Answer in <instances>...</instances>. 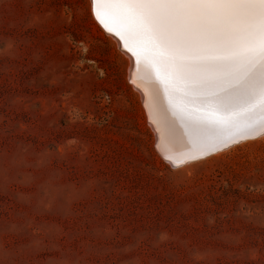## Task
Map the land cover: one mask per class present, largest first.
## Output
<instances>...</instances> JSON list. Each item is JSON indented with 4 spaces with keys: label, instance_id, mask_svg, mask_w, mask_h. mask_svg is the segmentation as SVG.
Here are the masks:
<instances>
[{
    "label": "rangeland",
    "instance_id": "rangeland-1",
    "mask_svg": "<svg viewBox=\"0 0 264 264\" xmlns=\"http://www.w3.org/2000/svg\"><path fill=\"white\" fill-rule=\"evenodd\" d=\"M91 7L0 0V264H264V133L171 165Z\"/></svg>",
    "mask_w": 264,
    "mask_h": 264
},
{
    "label": "snow or ice",
    "instance_id": "snow-or-ice-1",
    "mask_svg": "<svg viewBox=\"0 0 264 264\" xmlns=\"http://www.w3.org/2000/svg\"><path fill=\"white\" fill-rule=\"evenodd\" d=\"M90 4L152 84L162 135L199 149L201 133L264 132V0Z\"/></svg>",
    "mask_w": 264,
    "mask_h": 264
},
{
    "label": "bare ground",
    "instance_id": "bare-ground-1",
    "mask_svg": "<svg viewBox=\"0 0 264 264\" xmlns=\"http://www.w3.org/2000/svg\"><path fill=\"white\" fill-rule=\"evenodd\" d=\"M97 22L100 24L99 21H97ZM100 25L102 27V24H100ZM116 36H117V38L113 39V41L114 40L116 41V44H115L117 46L116 48L119 47L120 49H122V47H123V49L126 50V51H124L125 55L124 54L123 55L126 56L128 59V64H127V66H128V71H127L128 72L127 73L128 79H129V81L132 80L133 84L136 85V86L133 85L134 87H132V88L136 89L135 91H137L139 99H140L141 103L143 104L145 119L148 120V122L150 123L149 126H151L152 130H154L155 143H156V145L157 144L159 145L158 147L164 148L166 150V152L173 159H175L177 161H183L189 157L196 156V155H201L199 157L204 159L203 157H207V156H210L213 154L215 155L216 153L221 151V150H218L217 152H212L215 148H218L219 146L224 145V144H226L230 141H233L237 138L244 137V136L235 135L236 130L219 134V139H217V134H209V133L205 132V133H201L200 136L198 137V140H199L201 146L199 149H196L193 147L192 143L189 141V139L187 137L184 138L183 142H177L170 135H162L161 131L158 129V117H157L156 109L154 106L152 84L142 75L141 69L137 67L135 58L132 57L131 52L128 50L127 44L122 42L118 35H116ZM111 38H112V36H111ZM133 68L136 71L133 72ZM168 118L169 119L172 118L170 114H169ZM151 121H153L154 124H152ZM160 127H163L162 123L160 124ZM256 132H259V130H257ZM262 134H260V136ZM245 136H248V135H245ZM257 137L259 138V136H256L254 138H257ZM254 138L243 140L242 142L253 140ZM221 140L224 142H221ZM238 143H241V142H237V144ZM218 149H220V148H218ZM197 161H198V159H197ZM185 163H187V162H184L182 164L185 165ZM182 164H180V165H182Z\"/></svg>",
    "mask_w": 264,
    "mask_h": 264
},
{
    "label": "water",
    "instance_id": "water-1",
    "mask_svg": "<svg viewBox=\"0 0 264 264\" xmlns=\"http://www.w3.org/2000/svg\"><path fill=\"white\" fill-rule=\"evenodd\" d=\"M101 24V23H100ZM102 27L104 28V30H105V26H103L102 25ZM106 31V30H105ZM107 33H110V34H112V35H115L116 36V34H114L113 32H109V31H106ZM117 37V36H116ZM134 71H136L134 68H133V72ZM130 82L133 84V82H132V80H130ZM134 85V84H133ZM134 86H136V85H134ZM139 88V87H138ZM152 122V124H154L153 123V121H151ZM263 132H256V133H254V134H250V135H248V136H244V137H241V138H237V139H235V140H233V141H230V142H228V143H226V144H224V145H221V146H219L218 148H220V149H218V148H215L212 152H217L218 150H223V149H225V148H227V147H229V146H231V145H233V144H236L237 142H242L243 140H247V139H251V138H254V137H256V136H260V134H262ZM159 145L157 144L156 145V149H157V152L159 153V155L163 158V159H165L166 161H168L170 164H172L173 166H178V165H180V164H182V163H184V162H191V161H194L195 159L197 160V159H199L200 157L199 156H201V155H196V156H192V157H189V158H187V159H185V160H183V161H177V160H175V159H173L167 152H166V150L164 149V148H162V147H158ZM211 152V153H212Z\"/></svg>",
    "mask_w": 264,
    "mask_h": 264
}]
</instances>
